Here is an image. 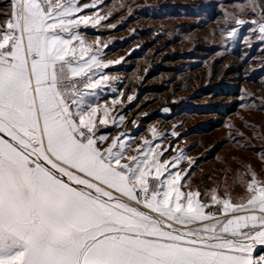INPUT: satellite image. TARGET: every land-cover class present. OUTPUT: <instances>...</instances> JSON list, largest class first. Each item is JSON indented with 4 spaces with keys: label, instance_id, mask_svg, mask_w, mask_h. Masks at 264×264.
Here are the masks:
<instances>
[{
    "label": "snow or ice",
    "instance_id": "6c2138e0",
    "mask_svg": "<svg viewBox=\"0 0 264 264\" xmlns=\"http://www.w3.org/2000/svg\"><path fill=\"white\" fill-rule=\"evenodd\" d=\"M95 6L9 0L0 12V264H264L254 171L246 196L204 200L170 171L182 156L161 161L149 140L130 155L123 133L103 146L124 117L120 100L101 101L114 79L101 70L119 61L79 31L105 19L79 15ZM238 8L257 18L236 23L264 34V0Z\"/></svg>",
    "mask_w": 264,
    "mask_h": 264
},
{
    "label": "rangeland",
    "instance_id": "374dc122",
    "mask_svg": "<svg viewBox=\"0 0 264 264\" xmlns=\"http://www.w3.org/2000/svg\"><path fill=\"white\" fill-rule=\"evenodd\" d=\"M7 1V7L0 6V12L9 11ZM247 2L109 0L105 6V12L111 17V42L129 41L112 55L113 62L119 61L113 64L112 70L117 73L113 72V76L125 85L126 100L123 101L129 110V121L134 119L132 127L138 125L140 146L145 140L151 141L157 152H163L161 161H174L175 157L182 156L177 168L191 171L187 174V183H181L185 185L181 190L200 191L204 200H209L212 189H217L219 196L230 193L235 202L246 196L241 181L250 179L249 170L264 176V39L261 38L264 34L254 30L257 26L251 23H236L237 19L257 18L248 9L239 11L238 5ZM177 9L180 11L174 12ZM3 19L0 16V21ZM234 29L235 35H231ZM146 41H153L154 47L145 50L144 56L135 62L127 61L135 50H144ZM154 51H157L156 59L152 57ZM169 54L181 56L177 62L165 63L171 69L158 71L150 78L156 60ZM125 63H133L130 71L123 68ZM241 65H244L243 72L238 74ZM154 83H165L169 90L145 94L144 87ZM217 83L240 84L242 104L226 119L224 126L211 134H200L192 129L207 121L210 115L173 109L185 101L196 100L193 97L198 92ZM194 102L206 105L209 98ZM152 115L157 117L144 122ZM219 140L224 142L222 150L206 164L199 165L197 158L204 157Z\"/></svg>",
    "mask_w": 264,
    "mask_h": 264
},
{
    "label": "trees",
    "instance_id": "16d2710c",
    "mask_svg": "<svg viewBox=\"0 0 264 264\" xmlns=\"http://www.w3.org/2000/svg\"><path fill=\"white\" fill-rule=\"evenodd\" d=\"M109 3V0L104 1V5H107ZM8 1L7 0H0V6L7 7ZM182 8V6L180 7ZM171 11V10H170ZM179 12L180 9L174 10V12ZM5 12V11H3ZM143 33H145L143 31ZM146 34V33H145ZM129 42V41H128ZM126 43H121L119 40H116L115 42H111V44L107 47L106 51L109 55H113L116 52H119L124 46H126ZM144 50H135L132 55H130L127 59V61L131 60L130 62H135L136 59L142 58L144 56V51L149 50L152 47H154L153 41H146V45H143ZM143 50V51H142ZM149 52V51H148ZM157 51L153 53V59H156ZM180 54H173V55H167L166 57L160 58V61L157 62L154 69V73L150 75L149 77L152 78L155 76V74L158 71L164 72L166 69H171L172 67H167L165 65L166 62H177L180 59ZM126 71H130L131 69V63H125L123 64ZM244 65H241L238 68V74L243 72ZM125 85L123 84V87ZM169 90V85L165 83H154L151 85H148L147 87H144L143 92L147 94L148 92H154V93H164ZM242 88L241 85L238 83H217L213 86H209L205 89H202L201 92H198L193 99H196L194 101H197L198 99L208 97L209 103L206 105L198 104L194 101H185L183 105H178L176 108L174 107V111L181 110L182 113H192L197 115H210L211 117L204 122L199 123L197 128H194L192 130L197 131L200 134L207 133L211 134L217 129L224 126V123L226 119L231 116L232 114L236 113L241 104H242ZM191 96V95H190ZM192 98V97H191ZM196 106V110L192 109ZM214 116V117H213ZM157 115H152L150 117H146L144 119V122H147L148 120L156 118ZM133 119V117H132ZM224 147V142L222 140L217 141L206 153L204 157H198L197 163L200 164H206L211 159L215 158L217 154L222 150ZM191 169L189 170L188 174H190Z\"/></svg>",
    "mask_w": 264,
    "mask_h": 264
},
{
    "label": "crops",
    "instance_id": "0c3cea01",
    "mask_svg": "<svg viewBox=\"0 0 264 264\" xmlns=\"http://www.w3.org/2000/svg\"><path fill=\"white\" fill-rule=\"evenodd\" d=\"M80 3L83 4H93L95 3V7H89L85 8L83 12H81L79 15H99V16H105V19L100 22L99 25H96L95 27H92L89 25L88 27H82L79 29V31L83 34L84 38L89 44H93L94 47H99L101 50V59L105 62H113V58L111 55L108 54L106 51L107 47L111 44V33L109 30L111 17L108 13L105 12V6L103 1L98 0H80ZM99 40V45H95V41ZM104 45H107V47H104ZM113 64L111 63L110 66L106 69H102L101 71L104 74H107L109 77H114L113 72L117 74L115 71L112 70ZM115 89V91H113ZM113 99L120 100V103L115 105V111L113 112V115L117 116H123L124 120L123 122H117L115 125H111L107 128H103L101 131L104 134H107L109 136V141L105 142L103 145L104 147L107 146V143H110V140L112 137H115L117 135H120L123 133L124 135L121 136L122 140H125L126 143H128L133 151H130L129 154H135L134 149L140 147V140L138 137L137 132V126L132 127L131 124L134 123V119H131L129 121V110L126 109L125 103L123 100H126L125 98V91L123 87V81L119 78L114 77V79H111L109 81V86L104 88L102 90L101 94V101L106 102L109 105L111 104V101ZM170 171L176 172V170L180 171L181 173H186L184 176V179L181 181L182 184H185V180L188 174V170L185 169V167L179 166V168H172L169 166ZM167 175V173H166ZM259 179L264 180V176H257ZM187 183V182H186ZM184 191V190H183ZM185 192V191H184Z\"/></svg>",
    "mask_w": 264,
    "mask_h": 264
}]
</instances>
